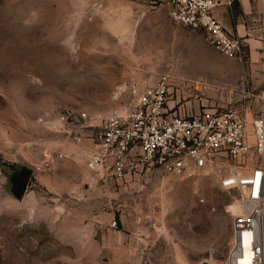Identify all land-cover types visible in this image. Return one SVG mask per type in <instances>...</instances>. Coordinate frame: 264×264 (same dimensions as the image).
I'll use <instances>...</instances> for the list:
<instances>
[{
    "label": "rangeland",
    "instance_id": "374dc122",
    "mask_svg": "<svg viewBox=\"0 0 264 264\" xmlns=\"http://www.w3.org/2000/svg\"><path fill=\"white\" fill-rule=\"evenodd\" d=\"M259 14L241 34L262 43L237 59L173 22L167 0H0V264H221L237 211L228 166L101 177L56 116L118 109L130 84L167 75L170 105H248L250 122L264 87ZM179 29L203 43L180 46ZM20 166L31 175L17 198L8 176Z\"/></svg>",
    "mask_w": 264,
    "mask_h": 264
},
{
    "label": "built area",
    "instance_id": "2783aa9c",
    "mask_svg": "<svg viewBox=\"0 0 264 264\" xmlns=\"http://www.w3.org/2000/svg\"><path fill=\"white\" fill-rule=\"evenodd\" d=\"M234 1L167 0V4L173 22L202 29L215 49L241 59L244 40L229 31L216 12L220 7L230 10ZM168 80L163 75L143 87L130 84L128 98L118 109L98 114L65 109L57 112L56 121L72 142L83 146L86 166L101 177L123 179L139 164L178 177L228 166L221 182L236 191L237 212L232 214L221 264H264V87L258 94L260 107L249 122L248 105L175 113L168 105ZM50 165L46 158L33 171ZM110 226L117 228V221Z\"/></svg>",
    "mask_w": 264,
    "mask_h": 264
},
{
    "label": "crops",
    "instance_id": "0c3cea01",
    "mask_svg": "<svg viewBox=\"0 0 264 264\" xmlns=\"http://www.w3.org/2000/svg\"><path fill=\"white\" fill-rule=\"evenodd\" d=\"M261 4L263 5V8H264V0H235L233 7L230 10H228L225 7H220L216 10L217 16L219 17L221 22L224 24V26L229 31H231L233 34H237L239 37L243 36V40L246 46H248V49L250 51L252 49H256L254 47H256L255 45H258V44H255V42L258 40H255L254 38H251L250 36L241 34V31L244 30V22H243V19L241 18L256 17L260 15L259 10L261 8ZM236 10L239 15L235 13ZM178 31H179L178 40L181 44L180 46H182V44L187 45L188 42H193V41H195L197 45H198V41L200 45L203 43L202 42L203 39L199 37L197 33H190L186 29H179ZM258 42L262 43L261 41H258ZM168 105L172 107V110L175 111V113L186 112L179 107L176 108L174 104L170 105L169 101H168Z\"/></svg>",
    "mask_w": 264,
    "mask_h": 264
},
{
    "label": "water",
    "instance_id": "95a60500",
    "mask_svg": "<svg viewBox=\"0 0 264 264\" xmlns=\"http://www.w3.org/2000/svg\"><path fill=\"white\" fill-rule=\"evenodd\" d=\"M31 175V170L27 167L20 166L19 169L15 170L12 174L8 176L12 183L11 192L17 198H22L26 187L29 183Z\"/></svg>",
    "mask_w": 264,
    "mask_h": 264
},
{
    "label": "bare ground",
    "instance_id": "6f19581e",
    "mask_svg": "<svg viewBox=\"0 0 264 264\" xmlns=\"http://www.w3.org/2000/svg\"><path fill=\"white\" fill-rule=\"evenodd\" d=\"M236 208H237V203H236ZM237 212V211H236ZM211 263H212V261H211V257H210V260H209Z\"/></svg>",
    "mask_w": 264,
    "mask_h": 264
}]
</instances>
